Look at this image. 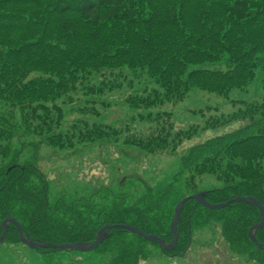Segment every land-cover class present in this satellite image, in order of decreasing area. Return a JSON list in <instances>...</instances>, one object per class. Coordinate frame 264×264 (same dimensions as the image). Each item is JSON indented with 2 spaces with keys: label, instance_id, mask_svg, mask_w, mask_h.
I'll list each match as a JSON object with an SVG mask.
<instances>
[{
  "label": "trees",
  "instance_id": "1",
  "mask_svg": "<svg viewBox=\"0 0 264 264\" xmlns=\"http://www.w3.org/2000/svg\"><path fill=\"white\" fill-rule=\"evenodd\" d=\"M255 72L264 89V0H0V225L11 217L41 244L89 245L110 225L132 226L170 244L173 210L185 196L203 194L208 205L249 197L264 208V100L244 103L242 113L212 118L202 128H175L165 110L191 91L231 102L229 96L245 91ZM124 89L126 106L140 110L135 124L150 132L116 128L111 141L100 142L108 147L173 156L205 130L241 125L193 146L157 191L145 183L132 198L138 188L129 182L88 181L51 195L40 149L46 143L68 148L104 131L94 125L81 136L74 127L53 135L64 107L96 114L97 106L108 105L107 95ZM209 177L222 187L203 189ZM260 221L250 203L210 211L189 200L176 246L163 254L182 256L195 232L213 228L232 253L264 264V250L248 237ZM254 237L264 246V227ZM3 243L20 245L14 225ZM148 248L159 247L116 228L105 232L92 254L104 264H142Z\"/></svg>",
  "mask_w": 264,
  "mask_h": 264
},
{
  "label": "rangeland",
  "instance_id": "2",
  "mask_svg": "<svg viewBox=\"0 0 264 264\" xmlns=\"http://www.w3.org/2000/svg\"><path fill=\"white\" fill-rule=\"evenodd\" d=\"M230 98L231 102H226L213 93L191 91L182 103L167 107L166 111L172 113L171 121L175 128L189 126L202 128L212 118L231 113H242L244 103L264 100L262 74L255 72L247 90L245 92L235 91ZM108 100L109 103L106 107L97 106L95 108L93 113L97 112V115L83 109L79 110L80 113L70 112L64 107L61 125L52 130L53 135L69 134L73 132L71 127H74V131L79 132L81 136L84 130H90L94 125L104 131L96 135L91 134L86 138L88 140L72 141L68 148L46 143L40 149L41 162L39 166L49 180L51 195L65 192V190L70 191L75 187L80 188L88 181L91 184L99 183L111 186H114L118 180L129 182L130 185L138 188L137 190L135 187L132 188V198L140 188H145V183L157 191L170 183L173 175L179 169L180 158L185 156L193 146L231 132L241 125L238 122L214 130H205L186 141L173 156L166 154L142 155L140 151L132 147L115 148L108 147L109 143H100L103 139L111 141L110 135L113 132L111 130L120 129V127L127 126L129 131L137 130L140 135L150 132L147 127L135 124L136 115L140 110L128 108L117 95L111 96ZM3 110L0 106V112ZM15 115L14 117L17 118V112ZM137 182L141 184L140 187L136 185ZM201 187L203 189L220 188L222 184L209 177ZM216 232V229L213 228L195 232L198 233L195 235L196 243L192 242L191 248H188L182 256L169 258L165 254L161 255L160 252H164L158 248H148L150 257L142 264H251L242 257L229 255ZM176 236H178L177 230ZM92 252L62 250L47 254L37 253L23 245L2 243L0 244V264H104L101 256L93 255ZM105 259L107 260V257Z\"/></svg>",
  "mask_w": 264,
  "mask_h": 264
},
{
  "label": "water",
  "instance_id": "3",
  "mask_svg": "<svg viewBox=\"0 0 264 264\" xmlns=\"http://www.w3.org/2000/svg\"><path fill=\"white\" fill-rule=\"evenodd\" d=\"M190 199H194V200L198 201L200 204H202L208 210L223 209V208L227 207L228 205H230L233 202H249V203H252L254 206H256L259 209V211L261 212V215H262L261 223L258 226L254 227V229H259V228H262L264 226V209L261 207L259 202H257L256 200H254L252 198H238V199H234V200H229V201H227V202H225L223 204H220V205L208 206V205L205 204L203 197H201L200 195H194V196H189V197L183 198L182 200H180L176 204V206L174 208V223L171 226V234H172L173 241H172V244L170 246H165L164 243L161 240H158V238H156L154 236L145 235L141 231H139V230H137L135 228L129 227V226H125V225H115V226H108V227L103 228L102 230H100L97 233V235L95 237V241H94V243L91 246H82L80 244H62V245L38 244V243H34L32 241H29L27 239H24L21 227L19 226V224L16 221H14L11 218H7L6 220H4L2 225H1V227L3 228V234L0 236V244L2 243V240H3V238H4V236H5L6 232H7V228H6L5 225H6L7 222H9V223L14 224L17 227L18 233H19L20 242L23 245L27 246L31 250L52 249V250H69V251L88 253V252L93 251L97 247V245L100 243V241H101L100 238H101L102 233L105 230L112 229V228H122V229L127 230L130 233L135 234V235H137V236H139V237H141L143 239H146L148 241L158 242V244H159L161 249L171 250V249L174 248L175 243H176V239H177V236H176V225H177V223L179 221L180 211H181L183 205ZM248 235H249V238L255 243V239H254L253 234H252V229L249 231ZM258 248H262V247L258 246Z\"/></svg>",
  "mask_w": 264,
  "mask_h": 264
}]
</instances>
